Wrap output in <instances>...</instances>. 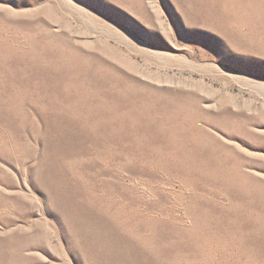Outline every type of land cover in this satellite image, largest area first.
<instances>
[{
	"label": "rangeland",
	"instance_id": "374dc122",
	"mask_svg": "<svg viewBox=\"0 0 264 264\" xmlns=\"http://www.w3.org/2000/svg\"><path fill=\"white\" fill-rule=\"evenodd\" d=\"M0 264H264V0H0Z\"/></svg>",
	"mask_w": 264,
	"mask_h": 264
}]
</instances>
